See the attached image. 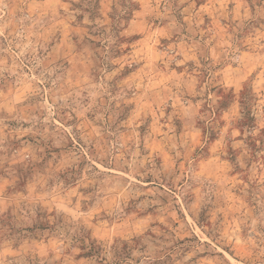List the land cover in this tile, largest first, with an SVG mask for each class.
Instances as JSON below:
<instances>
[{
	"label": "rangeland",
	"instance_id": "374dc122",
	"mask_svg": "<svg viewBox=\"0 0 264 264\" xmlns=\"http://www.w3.org/2000/svg\"><path fill=\"white\" fill-rule=\"evenodd\" d=\"M0 264H264V0H0Z\"/></svg>",
	"mask_w": 264,
	"mask_h": 264
}]
</instances>
